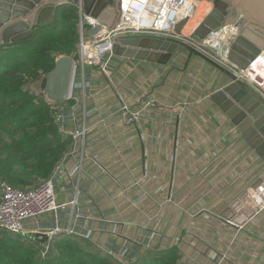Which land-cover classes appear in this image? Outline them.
I'll return each instance as SVG.
<instances>
[{"label": "crops", "instance_id": "1", "mask_svg": "<svg viewBox=\"0 0 264 264\" xmlns=\"http://www.w3.org/2000/svg\"><path fill=\"white\" fill-rule=\"evenodd\" d=\"M112 65L111 78L86 67L88 141L66 160L73 181L64 174L57 189L59 203L78 205L41 221L90 229L82 239L121 264L171 246L180 264H264V160L210 99L229 77L184 48L167 65L118 56ZM121 97L146 105L139 120L119 111Z\"/></svg>", "mask_w": 264, "mask_h": 264}, {"label": "trees", "instance_id": "2", "mask_svg": "<svg viewBox=\"0 0 264 264\" xmlns=\"http://www.w3.org/2000/svg\"><path fill=\"white\" fill-rule=\"evenodd\" d=\"M78 19L76 7L62 6L52 24L34 28L32 39L0 49V179L18 188H34L50 178L72 147L73 138L60 131L57 116L73 101L51 102L28 84L41 81L59 56L76 59ZM40 248L21 234L0 230V264H121L73 234L54 236L46 256L38 255ZM180 260V249L171 246L145 250L135 264Z\"/></svg>", "mask_w": 264, "mask_h": 264}, {"label": "water", "instance_id": "3", "mask_svg": "<svg viewBox=\"0 0 264 264\" xmlns=\"http://www.w3.org/2000/svg\"><path fill=\"white\" fill-rule=\"evenodd\" d=\"M118 1L0 0V49L7 44L32 39L34 28L52 24L58 9L66 5L81 8L82 15L96 18L107 28H112L118 17ZM198 1L199 4L201 0ZM207 1L212 3L211 9L194 27V37L203 41L224 25L239 23L240 32L231 42L227 57L241 69H246L264 50V0ZM101 29L99 25L88 30V36L96 35ZM181 48L229 77L231 81L212 93L210 99L264 160V97L238 79L229 68L184 40L158 34L119 35L112 42L111 52L118 57L167 65ZM75 63L74 56L61 55L54 68L41 79V90L49 101L69 100ZM262 182L264 178L258 181L257 187ZM21 235L41 245L51 240L48 232L25 231Z\"/></svg>", "mask_w": 264, "mask_h": 264}, {"label": "built area", "instance_id": "4", "mask_svg": "<svg viewBox=\"0 0 264 264\" xmlns=\"http://www.w3.org/2000/svg\"><path fill=\"white\" fill-rule=\"evenodd\" d=\"M198 2V0H119L117 5L118 17L112 28H107L96 18L82 15L81 8L77 9L79 15L77 27L80 41L77 43L76 49L79 51L83 63H79L77 60L75 63L69 93V100H72L73 104L67 112L62 111L57 116L60 131L70 134L73 138L72 147L56 167L52 176L37 187L21 189L6 180H0V230L12 234H22L25 231L48 232L51 240L57 234L64 233L73 234L81 238L91 237L92 231L90 229L86 230V232H80L73 227L62 228L58 224H45L41 219L46 214L53 213L56 219L59 220L61 211L66 209L68 205H73L74 207L78 205V198L69 203H59L57 189L64 174L70 182L73 181L77 170L67 169L65 166L66 160L77 152L81 142L86 145L88 141L87 134L90 128L82 122V119L86 118L90 111L86 108H81V100L82 96L86 99L93 96L94 86L92 81L93 74L87 75L86 66L94 67L108 78H111L114 73L112 59L115 57L111 49L112 42L117 36L158 34L184 40L229 68L238 79L245 81L264 97V50L246 69H241L228 60L227 54L230 44L240 32L239 23L224 25L212 32L203 41L194 37V28L188 34L183 31V25L195 17L198 10ZM99 25L102 26V29L96 35L88 36V30ZM178 27H180V30H177ZM102 32H104V37L100 41L92 44L88 43L91 41L90 38L93 39ZM106 44L107 46L104 49L100 48ZM79 72L83 80L77 82L75 78ZM132 93L134 94V92ZM121 102L119 111L124 112L128 122L141 118L146 105L142 108H132V105L124 97H121ZM148 104L149 101L147 102ZM95 109L98 110V107ZM101 122L104 124V119ZM69 126H72L73 129H70ZM84 160L85 158L83 157L81 159L82 166ZM96 166L99 167L100 164L97 163ZM79 186L76 187V196H79L81 192ZM256 188H258L257 192L259 193L256 195V201L261 206L264 204V198L262 199L261 195L264 197V194L259 191L264 190V183ZM253 194H256V192ZM78 217H80L79 213ZM27 225H32L33 228L28 229ZM104 251L109 254L113 253L109 250ZM49 252L50 242L40 248L42 256H46Z\"/></svg>", "mask_w": 264, "mask_h": 264}, {"label": "rangeland", "instance_id": "5", "mask_svg": "<svg viewBox=\"0 0 264 264\" xmlns=\"http://www.w3.org/2000/svg\"><path fill=\"white\" fill-rule=\"evenodd\" d=\"M205 6H204V8H199L198 10H197V13H196V15H195V17L194 18H192L191 19V21L190 22H188V23H186V24H184L183 25V27H184V29H186V30H183L184 32H186L187 34L188 33H191V31H192V29L196 26V24L206 15V13L208 12V9L209 8H211V6H212V3L211 2H208L207 0H205ZM207 8V9H206ZM207 11V12H206ZM189 29V30H188ZM92 37V36H91ZM90 39H92V38H90ZM80 41V34H79V40H78V42ZM77 42V43H78ZM76 60L77 61H79V63H83V59L81 58V56H80V53H79V51L76 49ZM78 67H80L79 65H78ZM86 67H88V66H86ZM28 88L32 91V92H34V93H36V94H38V95H40L41 93H43V95H45L44 94V92L41 90V87H40V81H37V82H30L29 84H28ZM0 180H2V179H0ZM38 255L39 256H42L41 255V253H40V250H39V252H38ZM135 263H137V262H135ZM134 263V264H135Z\"/></svg>", "mask_w": 264, "mask_h": 264}, {"label": "bare ground", "instance_id": "6", "mask_svg": "<svg viewBox=\"0 0 264 264\" xmlns=\"http://www.w3.org/2000/svg\"><path fill=\"white\" fill-rule=\"evenodd\" d=\"M205 0H201L200 1V3H199V5H198V9L200 8H204V6H205ZM207 9V8H206ZM211 8H209L208 9V11L210 10ZM207 12V11H206ZM182 28V27H181ZM104 37V32H102V34L100 33V35H98L97 37H94L93 39H91V41H89L88 43H90V44H92L93 42H98V41H100L101 40V38H103ZM94 40V41H93ZM88 43H86V44H88ZM107 46V44L106 45H103V46H101L100 48L101 49H104L105 47ZM261 198L263 199L264 197H262V195H261ZM263 201V200H262Z\"/></svg>", "mask_w": 264, "mask_h": 264}]
</instances>
